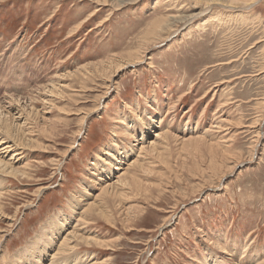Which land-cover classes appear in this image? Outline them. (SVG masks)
<instances>
[{"label": "rangeland", "instance_id": "374dc122", "mask_svg": "<svg viewBox=\"0 0 264 264\" xmlns=\"http://www.w3.org/2000/svg\"><path fill=\"white\" fill-rule=\"evenodd\" d=\"M226 1L0 0V264H264V0Z\"/></svg>", "mask_w": 264, "mask_h": 264}, {"label": "bare ground", "instance_id": "6f19581e", "mask_svg": "<svg viewBox=\"0 0 264 264\" xmlns=\"http://www.w3.org/2000/svg\"><path fill=\"white\" fill-rule=\"evenodd\" d=\"M200 1V0H199ZM202 1H205V3L207 4V1H211V0H202ZM247 1L249 2V1H252L253 3L254 2H256L257 0H228V1H226L227 2V5L229 6V7H231V8H237V6L238 5H240V4H242V3H247ZM195 2V1H194ZM198 3V2H197ZM200 3V2H199ZM198 3V4H199ZM215 3V2H214ZM103 4V3H102ZM200 4H202V3H200ZM201 14V13H200ZM194 16H191V17H189V19L190 18H193ZM196 17V16H195ZM185 18V17H184ZM222 18V17H221ZM158 20V19H157ZM160 20V19H159ZM182 20H183V18H182ZM180 21H181V18H169V19H164V20H161V22L160 23H153V26H152V28H151V30H155V31H157L156 33H157V35L156 36H154V37H156L155 39H153V43L151 44V43H149V42H147V43H149V44H147L146 42V46L142 49V50H139V51H136V54L135 53H132V55L133 54H135V55H137L138 56V54L137 53H139L140 51H146L147 49H148V47L150 48L151 46H153V45H156V44H159L161 41H164L167 37H169V35H171L172 33H175L177 30V28L179 27V25L178 24H181L180 23ZM184 21V20H183ZM188 21V20H187ZM208 22V21H207ZM213 23V22H212ZM184 24V23H183ZM163 25H165L164 27H163ZM150 30V31H151ZM149 33H155L154 31L153 32H149ZM160 34H162V38L159 36ZM165 34H167V36L166 37H164L163 38V35H165ZM159 36V37H158ZM155 40H158V41H156L155 42ZM142 48V47H141ZM131 54V53H130ZM140 54V53H139ZM143 54V53H142ZM135 55H134V57H135ZM128 56V55H127ZM141 56V55H140ZM117 57H119V56H117ZM121 57V56H120ZM125 58H127V57H125ZM124 58V59H125ZM133 58V57H132ZM130 59V58H129ZM129 59H127V60H129ZM122 60V59H121ZM142 60V59H141ZM120 61V60H119ZM131 61V60H130ZM133 61V60H132ZM135 61H137V60H135ZM138 61H140V59L138 60ZM126 62V61H125ZM103 63V62H102ZM117 63H118V61H117ZM131 63V62H130ZM134 64V63H133ZM96 65V64H95ZM98 65V64H97ZM102 65V64H101ZM113 65V64H112ZM111 65V66H112ZM118 66V65H117ZM125 66V65H124ZM128 66V65H127ZM90 67V66H89ZM100 67V66H99ZM101 67H103V65L101 66ZM114 68H115V66H113ZM92 68H93V66H92ZM106 68V67H105ZM105 68H103V69H105ZM122 68V67H121ZM90 69H91V67H90ZM96 69V68H95ZM100 69V68H99ZM85 70V69H84ZM114 70V69H113ZM119 70V69H118ZM117 70V71H118ZM81 71V70H80ZM99 71V70H98ZM121 71V70H120ZM79 72V71H78ZM84 72V71H83ZM88 72V71H87ZM87 72H86V75H87ZM99 72H101V71H99ZM116 72V71H115ZM80 73V72H79ZM82 73V72H81ZM102 73V72H101ZM76 75H78V74H76ZM81 75V74H80ZM80 75H78V76H80ZM82 75H83V73H82ZM113 75H114V73H113ZM84 77H85V75H83ZM75 77V76H74ZM87 77V76H86ZM77 78V77H76ZM78 79V78H77ZM21 81V80H20ZM106 82V81H105ZM156 134V133H155ZM202 138V137H201ZM179 139V138H178ZM193 139V138H192ZM195 139V138H194ZM198 139V138H197ZM182 141H184L183 142V144L185 145V140H182ZM191 141H193V140H191ZM189 142V141H188ZM187 141H186V143H188ZM198 142V141H197ZM193 143V142H192ZM191 144V143H190ZM187 145H189V144H187ZM186 145V146H187ZM209 145V144H208ZM152 146V145H151ZM210 146V145H209ZM153 149H154V145H153V147H152ZM197 148V147H196ZM152 150V149H151ZM149 151V150H148ZM155 151H156V147H155ZM146 152V151H145ZM154 152V151H153ZM214 155V154H213ZM244 160V159H243ZM248 160V159H247ZM251 160V159H250ZM135 163V162H134ZM236 163V162H235ZM5 164V163H4ZM234 165V164H233ZM238 166V165H237ZM214 168H216V167H214ZM214 168H213V170H214ZM221 169V168H220ZM23 171V170H22ZM230 171V170H229ZM17 172H20V171H17ZM222 172H224L223 170H222ZM13 173V172H12ZM15 173V172H14ZM21 173V172H20ZM23 173V172H22ZM125 173V172H124ZM225 173V172H224ZM15 175V174H14ZM126 178H127V176H125ZM124 177V178H125ZM124 178H122V179H124ZM125 178V179H126ZM122 179H120V181L122 180ZM129 179V178H128ZM127 179V180H128ZM119 180H118V183L120 182ZM134 181V180H133ZM218 181H219V179H218ZM136 182V181H135ZM122 183V182H121ZM129 184V183H128ZM134 184V183H133ZM131 186H132V182H131V184H130ZM137 187V186H136ZM200 188V187H199ZM116 189V188H115ZM139 190V188L137 189V191ZM140 190H141V188H140ZM200 190H201V188H200ZM104 194H109V195H112L109 191H108V189H104L103 191H102ZM115 194V193H114ZM114 194L112 195V196H114ZM112 196L110 197V198H112ZM102 214V213H101ZM55 226H60L59 224H56ZM159 228V227H158ZM58 229L59 228H56L54 231H52V232H58ZM86 240V239H85ZM88 241V240H87ZM84 242V241H83ZM93 242V241H92ZM90 243V242H89ZM88 243V244H89ZM96 243V242H95ZM86 245H87V243H85ZM63 245H65V243L63 244ZM88 246V245H87ZM89 246H91V245H89ZM100 246V245H99ZM59 246H57V248H58ZM60 248H62V244H61V247ZM59 248V249H60ZM58 249V251H60ZM65 249V248H64ZM64 249H62L63 251H64ZM57 251V252H58ZM67 251V250H66ZM61 252V251H60ZM59 253V252H58ZM62 255V254H61ZM85 260V259H84ZM37 262H38V260H37ZM36 262V263H37Z\"/></svg>", "mask_w": 264, "mask_h": 264}]
</instances>
